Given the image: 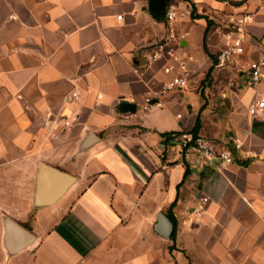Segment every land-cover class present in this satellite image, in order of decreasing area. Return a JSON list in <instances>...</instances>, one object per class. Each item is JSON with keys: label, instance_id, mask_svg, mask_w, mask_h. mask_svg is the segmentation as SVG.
Here are the masks:
<instances>
[{"label": "crops", "instance_id": "crops-1", "mask_svg": "<svg viewBox=\"0 0 264 264\" xmlns=\"http://www.w3.org/2000/svg\"><path fill=\"white\" fill-rule=\"evenodd\" d=\"M167 4L185 35L168 75L165 61L145 65L166 32L148 0H0V264H264V108L248 112L264 101V78L248 85L249 63L264 59V1ZM242 15L245 53L216 68ZM183 71L186 90L140 111L148 91ZM197 117L198 136L231 149L226 169L163 143L162 134L190 133ZM41 164L74 182L36 207ZM168 211L173 239L153 230ZM6 218L35 238L12 256Z\"/></svg>", "mask_w": 264, "mask_h": 264}, {"label": "built area", "instance_id": "built-area-1", "mask_svg": "<svg viewBox=\"0 0 264 264\" xmlns=\"http://www.w3.org/2000/svg\"><path fill=\"white\" fill-rule=\"evenodd\" d=\"M230 3H236L243 0H227ZM264 1V0H262ZM176 13L172 4L165 5L162 19L165 22L166 32L164 37L157 40L154 46L148 51L146 55L145 65L150 66L159 61H165L163 72L168 75L172 70V65L169 60L175 56L176 47L184 40V34H177L173 27ZM120 19V17H117ZM249 16L242 15L235 17L227 31L224 33V43L221 50L216 55V68H224L232 63L241 55L245 53V38L246 25ZM175 45L176 47L174 48ZM136 72V70H135ZM248 85L256 87L264 78V59H258L249 63L248 66ZM190 73L183 71L180 75L171 77L164 82L161 88L157 91H148L143 97L139 105L142 112H149L152 109L161 107L159 99L165 94L172 92L184 91L188 88ZM75 97V95H73ZM264 108V101L259 100L252 103L248 107L250 115H255L258 111ZM76 117L71 118V122H75ZM62 125L64 127L70 126L71 122L68 119H63ZM182 153L191 154L193 156L194 164H203L205 166L215 165L218 170H224L229 165L233 164V154L231 149L219 146L214 140L207 137L197 136L193 137L191 133H180L174 140ZM233 148L235 150L240 148V143L237 139L233 140ZM206 201V199H203Z\"/></svg>", "mask_w": 264, "mask_h": 264}, {"label": "water", "instance_id": "water-1", "mask_svg": "<svg viewBox=\"0 0 264 264\" xmlns=\"http://www.w3.org/2000/svg\"><path fill=\"white\" fill-rule=\"evenodd\" d=\"M167 1L148 0L149 10L156 19H161ZM122 106L126 113H134L136 110L135 105L128 102H124ZM92 140L93 137L90 136L88 143L92 142ZM73 182V177L41 164L36 177L35 206L41 207L54 203L63 196ZM153 230L160 237L169 239L173 231V225L164 214L159 213L156 217ZM34 240V236L20 225L8 218L4 220L3 245L9 256L24 250L33 244Z\"/></svg>", "mask_w": 264, "mask_h": 264}, {"label": "trees", "instance_id": "trees-1", "mask_svg": "<svg viewBox=\"0 0 264 264\" xmlns=\"http://www.w3.org/2000/svg\"><path fill=\"white\" fill-rule=\"evenodd\" d=\"M209 73H210V71L208 72L206 79L208 78ZM199 129H200V120H199V117H197L196 120H195V124L193 126V129L190 131V133L193 135V137H197L198 136ZM179 134L180 133H166V134H162L161 137L164 139L163 143L166 144V143H169L170 141H174L175 138ZM186 174H187V169H185L184 177H186ZM166 215H167L168 219L171 221V223L173 225V231H172V234L170 236V238L173 239L174 238V232H175V230H174L175 229L174 219L169 214V211L167 212ZM171 249H172V247L170 248V250Z\"/></svg>", "mask_w": 264, "mask_h": 264}, {"label": "rangeland", "instance_id": "rangeland-1", "mask_svg": "<svg viewBox=\"0 0 264 264\" xmlns=\"http://www.w3.org/2000/svg\"><path fill=\"white\" fill-rule=\"evenodd\" d=\"M190 93V92H189ZM191 94V97L193 98L194 96H193V94L192 93H190Z\"/></svg>", "mask_w": 264, "mask_h": 264}]
</instances>
